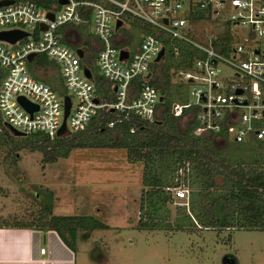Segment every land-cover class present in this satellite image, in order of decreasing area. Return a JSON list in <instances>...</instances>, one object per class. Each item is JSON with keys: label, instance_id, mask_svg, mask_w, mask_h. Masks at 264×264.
Segmentation results:
<instances>
[{"label": "built area", "instance_id": "1", "mask_svg": "<svg viewBox=\"0 0 264 264\" xmlns=\"http://www.w3.org/2000/svg\"><path fill=\"white\" fill-rule=\"evenodd\" d=\"M197 11L201 17L194 16ZM9 29L26 34L13 41L0 37L5 126L52 139L62 123L65 96L67 132L83 129L102 109L114 111L116 120L135 115L153 121L161 98L149 82L151 63L165 51L175 57L184 43L196 54L174 70L181 82L196 85L189 88L191 99L170 102V113L193 106L196 134L236 142L264 139V0H0V31ZM132 29L136 34L129 35ZM91 51L99 73L92 72L89 56L83 59ZM57 74L64 92L55 90ZM97 76L108 82L107 91ZM20 99L35 108L29 110ZM188 172L187 162L178 166L165 187L183 205L188 204ZM38 249L43 252L44 246Z\"/></svg>", "mask_w": 264, "mask_h": 264}, {"label": "rangeland", "instance_id": "2", "mask_svg": "<svg viewBox=\"0 0 264 264\" xmlns=\"http://www.w3.org/2000/svg\"><path fill=\"white\" fill-rule=\"evenodd\" d=\"M203 24L210 26L207 22ZM132 31L129 35L137 30ZM133 42L136 41L131 37L129 43ZM90 54L85 53L83 59L89 56L92 72L99 73L95 52ZM173 60L175 57L165 51L158 64L151 66L154 70L158 66L159 78L160 70L168 66L171 99L187 101L191 99L189 88L196 83L181 82ZM56 80L55 90L64 92L59 74ZM105 99L111 100L108 96ZM93 134L85 135L84 144L71 148L66 156L49 161L41 151L31 149L34 139L31 132L13 135L12 140L3 134L0 224L39 223L40 218L47 222L51 214H87L96 218L103 226L77 227L72 245L75 264H264V228L216 229L194 223L196 217L188 210L194 207L198 211L206 200L211 201L213 197L208 198L207 192L226 190L218 173L212 174V184L204 185L200 197L194 194L190 208L188 204L179 205L182 198L171 196L172 199L161 201L156 194L149 193L161 189L150 185L149 180L158 177L169 181L171 160L153 156L146 167L141 159L129 160L125 147L109 144L116 138L114 133L93 131ZM209 143L205 160L217 168L251 161L256 155L245 151L250 140L236 142L211 137ZM258 151L261 157L258 162L254 160L255 168L264 167V149ZM44 189L51 190L49 209L44 203L48 199ZM158 191L163 193L162 189ZM151 202L157 209L149 206ZM208 216L217 218L214 211ZM176 224L182 227H174Z\"/></svg>", "mask_w": 264, "mask_h": 264}, {"label": "trees", "instance_id": "3", "mask_svg": "<svg viewBox=\"0 0 264 264\" xmlns=\"http://www.w3.org/2000/svg\"><path fill=\"white\" fill-rule=\"evenodd\" d=\"M44 2L45 0H39ZM194 16L201 17L202 11H197ZM135 24L141 28H147L143 23L135 21ZM195 51L191 46L184 43L179 44V52L175 55L174 66H187L189 64L192 55H195ZM174 57V56H172ZM45 64V59H41ZM164 60V59H163ZM158 64V61L154 65ZM164 66V65H163ZM157 67L153 74L149 78V82L153 84L160 96L161 101L160 112L156 119L148 121L137 116L121 117L120 120H116V114L111 110H100L94 115L89 123L81 130L66 132L63 135H57L52 139H49L42 132H31L34 137L33 143H31V149H37L41 151L46 160H54L58 156H66L69 150L73 147L84 144V136H95L93 131L103 133L105 131L112 132L116 138L112 139L109 144L116 146H123L126 150V156L129 160H142L146 167L150 166V162L153 156L161 158H167L171 160V166L169 168L170 175L169 181L165 182L162 178L154 177L149 180L150 185L154 184L157 188H161L163 193L158 190L149 191L150 194H156L160 200L172 199L171 193L165 187L173 183V176L175 169L188 163V205L192 206L194 194L197 197L201 196L200 191L204 185L212 184V174L218 173L226 186L225 192H207L208 198L213 199L211 201L206 200L204 207H200L197 211L190 208L188 211L196 217L195 224L198 226L212 227L220 229L221 227H247V228H264V167L255 168V161L261 157L260 149H264V139H248L250 143L245 151L249 152L251 156L256 155L251 161H240L234 165H227L217 168L214 165H210L205 160V153L208 152V148L211 146L209 139L211 137L223 138L224 136H217L214 133H206L204 135L196 134L195 128V108L189 106L184 108L180 114L174 115L169 111V104L172 100L169 94V76L167 74V68L160 70V78L156 73ZM2 69L0 68V75ZM136 84H139V79H135ZM97 84L104 85V89L107 91V81L103 80L100 76L96 78ZM104 96L111 98V95L107 92ZM106 120H114L111 126L105 124ZM130 126L133 130L130 131ZM6 135L10 140L13 137L8 128L3 124L0 117V137ZM23 135V134H19ZM218 135H221L219 133ZM246 155V153H245ZM247 156V155H246ZM50 157V159H48ZM257 159V160H256ZM255 160V161H254ZM260 160V159H259ZM246 162L244 166L243 163ZM173 174V176H172ZM199 190V193H196ZM44 193L48 199L44 202L47 209L51 206V190L44 189ZM204 195V196H205ZM202 195L201 198H204ZM180 205V204H179ZM149 206L155 207L153 202ZM183 206V205H181ZM202 206V205H201ZM185 207V206H184ZM157 209V208H156ZM190 210H193L192 212ZM214 211L215 217L210 218L208 213ZM186 214L189 213L186 211ZM189 216V215H188ZM40 218V217H39ZM141 218H138L140 220ZM88 220V221H87ZM201 221V222H200ZM39 228H53L58 233L59 237L68 246L72 247L73 240L76 236L78 226H88V228L103 226V223L96 218L87 214H51L48 217V221L45 222L43 218L38 222H32ZM9 226H29L24 225L18 221L11 223H3ZM141 225V224H139ZM143 226V225H141ZM174 227H182L180 224H176Z\"/></svg>", "mask_w": 264, "mask_h": 264}, {"label": "crops", "instance_id": "4", "mask_svg": "<svg viewBox=\"0 0 264 264\" xmlns=\"http://www.w3.org/2000/svg\"><path fill=\"white\" fill-rule=\"evenodd\" d=\"M0 224V264H75L73 247L68 246L53 228ZM44 246L40 252L39 247Z\"/></svg>", "mask_w": 264, "mask_h": 264}, {"label": "water", "instance_id": "5", "mask_svg": "<svg viewBox=\"0 0 264 264\" xmlns=\"http://www.w3.org/2000/svg\"><path fill=\"white\" fill-rule=\"evenodd\" d=\"M61 1H64V0H61ZM49 14L51 16V13H49ZM118 23H119V21L117 20L116 24H118ZM41 26H44V25L41 23ZM24 34H26V32L23 30H20V29H9V30H1L0 31V37L8 39L10 41H13L16 38H18L19 36L24 35ZM76 51L78 52L79 55L81 54V50L79 48H77ZM162 52H163V48L161 47L159 49V51L157 52L156 56L154 57V60H158L160 55L162 54ZM125 54H126L125 50L120 51V56H124ZM30 56H31V53L28 54L27 57L30 58ZM84 73L87 76L89 75V71L86 68L84 69ZM239 91H240V88H236V92H239ZM159 98H161V96H159ZM20 100H21V102H23L24 106L26 108H28L29 110H31L32 108H35V105H30V104L26 103L25 101H23L22 99H20ZM68 105H69L68 97L65 96V98H64V109H63V119H62V123H61L60 127L58 128V130L56 132L57 135H63L64 133L67 132L65 129V125H64V118H65V115L67 113ZM6 127L8 128V130L12 134H15V135L24 134L23 132L11 127L10 125H6Z\"/></svg>", "mask_w": 264, "mask_h": 264}]
</instances>
